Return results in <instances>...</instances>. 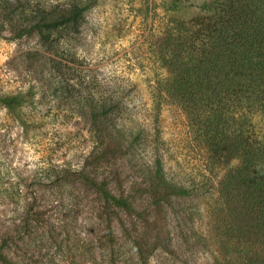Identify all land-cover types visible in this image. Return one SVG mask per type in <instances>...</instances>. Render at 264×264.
Masks as SVG:
<instances>
[{"label":"rangeland","instance_id":"rangeland-1","mask_svg":"<svg viewBox=\"0 0 264 264\" xmlns=\"http://www.w3.org/2000/svg\"><path fill=\"white\" fill-rule=\"evenodd\" d=\"M221 1L0 0V246L14 264L224 261L231 170L211 166L162 90L160 59L181 23ZM254 123L264 134V113ZM159 160L188 195L158 185Z\"/></svg>","mask_w":264,"mask_h":264},{"label":"trees","instance_id":"trees-1","mask_svg":"<svg viewBox=\"0 0 264 264\" xmlns=\"http://www.w3.org/2000/svg\"><path fill=\"white\" fill-rule=\"evenodd\" d=\"M78 9L74 4L55 27L75 20ZM205 12L165 40L160 59L169 76L160 85L189 117L211 166L231 170L222 191L229 207L227 244L224 261L216 264H232L226 260L231 247L241 249L234 250L241 264H264V134L254 123L264 113V0H224ZM158 166V185L171 196L188 195L168 181L161 160ZM86 183L107 205L133 211L105 182ZM0 261L14 264L1 246Z\"/></svg>","mask_w":264,"mask_h":264}]
</instances>
